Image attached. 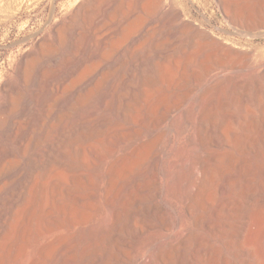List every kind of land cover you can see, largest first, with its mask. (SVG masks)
I'll return each instance as SVG.
<instances>
[{
	"label": "bare ground",
	"instance_id": "bare-ground-1",
	"mask_svg": "<svg viewBox=\"0 0 264 264\" xmlns=\"http://www.w3.org/2000/svg\"><path fill=\"white\" fill-rule=\"evenodd\" d=\"M174 5L155 12L168 32L181 36L176 75L163 73L156 81L133 74L117 91L105 75L110 89L101 90L99 103L71 122L69 105L83 102V93L63 91L54 101L37 96L39 112L56 118H47L48 128L63 125L44 143L40 160L22 163L0 185V264H114V258L118 264H264V105L245 107L238 131L224 111L226 81L211 79L213 70L228 68L234 76L225 78L233 89L249 85L261 103L264 48L240 49L201 34ZM145 11L130 13L139 17ZM78 15L76 10L69 18L76 21ZM235 15L251 25L262 18L257 10ZM67 24L63 33L55 27L44 39V54L58 51L55 43L68 50L77 27ZM257 28L252 25V31ZM31 54L37 50L0 80V160L10 152L2 140L21 138V147H29L28 97L15 109L26 121L19 126L12 115L18 100L13 91L20 74L31 70ZM72 62L76 68L81 58ZM10 164L1 162L0 173ZM19 180L20 187L9 191Z\"/></svg>",
	"mask_w": 264,
	"mask_h": 264
},
{
	"label": "rangeland",
	"instance_id": "rangeland-1",
	"mask_svg": "<svg viewBox=\"0 0 264 264\" xmlns=\"http://www.w3.org/2000/svg\"><path fill=\"white\" fill-rule=\"evenodd\" d=\"M170 3H175L174 9L180 10L182 20L193 24L201 34L205 32L215 38L227 39L228 45L240 49L257 50L259 47L264 48V32L250 37L243 35L248 32L264 31V0H164L162 3L152 0H0V80L13 75L15 65L25 55L34 50H37L38 53L31 54L29 57V60L31 59L29 61L31 70L28 69L30 74L27 71L22 72L16 91H13L15 100L18 99L14 104V110L21 108L22 100L25 97L29 98L30 103L28 105L23 104L26 105V113L32 129V133L30 132L31 142L29 141V147L26 151L21 147V138H16L14 142L11 141L10 137L2 140V146L9 148L10 152L7 154L11 157L6 156V154L1 158L0 163L11 161V164L7 168L8 170L0 173L2 175L0 176V185L3 181L9 183L19 172L22 163L31 161L32 158L40 160V157L44 155L47 141H51V137H54L57 129L63 125L61 122L57 124L54 130L48 128L46 121L49 117L46 116L45 112H39L40 105H38L37 96L46 95L54 101L55 97L62 94L63 91L83 93L81 98L83 102L77 104L71 102L69 105L73 108H71L67 121L71 122L79 113L86 112L87 109L99 103L101 90L110 89L108 83L104 81L105 75L110 80H114V91H117L128 86L133 74H143L157 81L158 76H163V73L168 75L179 73L177 59L183 55L180 49L183 46L181 36L174 31L168 32L155 12L156 10H164L162 5L167 8ZM244 5L251 7L244 8ZM76 10H79V15L76 17V21H72L69 17ZM101 10L116 11L109 14L112 16L108 17L109 15L101 14ZM121 10L126 11L120 13ZM131 10H146L147 14L141 13L139 17L131 16ZM237 10L260 11L263 19H256L258 22L254 20V24L252 23L258 28L252 31L251 24L236 17ZM136 17L137 19L134 20ZM68 22L77 27L68 50L59 49V43H55L54 47L58 51L50 55L44 54L47 48L44 39L52 34V29L55 27H61L60 30L63 33V30L68 27ZM128 23L130 26H127ZM76 56L81 58V62L74 68L72 61ZM171 59H175L177 63H171ZM84 66L85 68L87 66L86 70H84ZM184 70L188 71L189 69L186 67ZM241 74L245 75V73ZM27 75L28 78H26ZM232 76L234 75L230 73L228 68H217L211 72L212 80L224 78L226 81V83L224 82L227 92L224 107L226 119H229L232 127L239 131V124L245 115V107L258 109L259 104L264 105V81L259 90L260 103L254 100V90L251 86L247 85L234 90L232 84L228 83V79L225 78ZM24 78L28 81L24 82ZM119 80L120 83H118ZM94 83H98V85ZM158 85L161 86L162 83L159 81ZM89 90L92 93H89ZM56 106L55 103L52 108L55 109ZM16 110L12 115L14 121H17V125L23 124L27 116ZM49 119L56 121L54 117ZM180 120H178L179 124ZM44 124L46 128L44 127L42 130L41 127ZM44 130H48L50 136H46L43 133ZM36 167L40 170L41 165L37 164ZM165 167L168 168V165L166 164ZM19 187L20 180L14 182L9 191H16ZM175 187L177 188L173 185L174 190ZM7 196H9L8 192L5 197L7 198ZM218 244L221 245L220 242ZM227 256L229 257V254ZM114 264H118L116 258H114Z\"/></svg>",
	"mask_w": 264,
	"mask_h": 264
}]
</instances>
